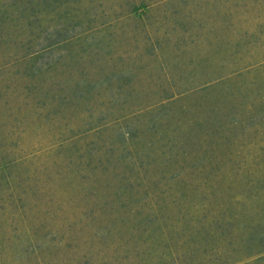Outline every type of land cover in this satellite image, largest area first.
Masks as SVG:
<instances>
[{"label":"rangeland","instance_id":"1","mask_svg":"<svg viewBox=\"0 0 264 264\" xmlns=\"http://www.w3.org/2000/svg\"><path fill=\"white\" fill-rule=\"evenodd\" d=\"M229 210L264 225V0H0V264H69L90 218L205 264Z\"/></svg>","mask_w":264,"mask_h":264},{"label":"trees","instance_id":"2","mask_svg":"<svg viewBox=\"0 0 264 264\" xmlns=\"http://www.w3.org/2000/svg\"><path fill=\"white\" fill-rule=\"evenodd\" d=\"M123 212L130 214L131 210L125 207ZM205 217L200 218L201 254L205 264H251L263 260L259 254L264 251V225L255 230L257 225L253 219H248L245 210H229ZM124 223L90 218L82 220L76 227H68L76 232L86 229L91 232L86 239H78L77 244L74 242L71 251L73 259L69 264H155V254L160 253L163 257L170 253L168 236L163 239V250L155 247V241L151 244L147 242L148 238L153 240V236L148 237L149 233H146L149 222L126 231ZM140 227L145 236L140 243H136L135 235ZM220 241L227 243L224 252L215 249L219 247L215 243ZM207 246L212 248L207 250Z\"/></svg>","mask_w":264,"mask_h":264}]
</instances>
